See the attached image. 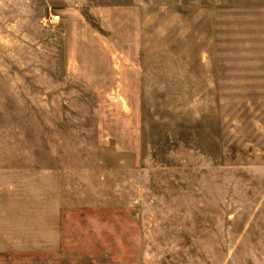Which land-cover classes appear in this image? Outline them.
Masks as SVG:
<instances>
[{
	"label": "rangeland",
	"instance_id": "rangeland-1",
	"mask_svg": "<svg viewBox=\"0 0 264 264\" xmlns=\"http://www.w3.org/2000/svg\"><path fill=\"white\" fill-rule=\"evenodd\" d=\"M238 4L0 0V264L248 262L264 103Z\"/></svg>",
	"mask_w": 264,
	"mask_h": 264
},
{
	"label": "crops",
	"instance_id": "crops-1",
	"mask_svg": "<svg viewBox=\"0 0 264 264\" xmlns=\"http://www.w3.org/2000/svg\"><path fill=\"white\" fill-rule=\"evenodd\" d=\"M237 9L238 46L240 62L238 67L239 82L245 83L248 91L255 92L264 103V0H238ZM264 184V173H262ZM264 186V185H263ZM262 217L239 219L232 225L239 226L238 254L242 259H249L246 264H264V194L262 198ZM224 220V225H227ZM217 247L220 255L231 256L225 241L230 236L224 232L218 234ZM5 248L0 247V252Z\"/></svg>",
	"mask_w": 264,
	"mask_h": 264
},
{
	"label": "built area",
	"instance_id": "built-area-1",
	"mask_svg": "<svg viewBox=\"0 0 264 264\" xmlns=\"http://www.w3.org/2000/svg\"><path fill=\"white\" fill-rule=\"evenodd\" d=\"M59 16L58 15H56V16H52V18H51V22H56L57 20H59Z\"/></svg>",
	"mask_w": 264,
	"mask_h": 264
}]
</instances>
